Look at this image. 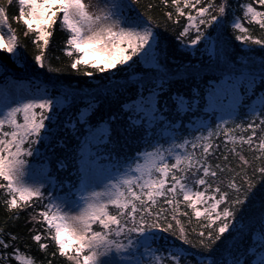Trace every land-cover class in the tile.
I'll list each match as a JSON object with an SVG mask.
<instances>
[{"label": "snow or ice", "instance_id": "1", "mask_svg": "<svg viewBox=\"0 0 264 264\" xmlns=\"http://www.w3.org/2000/svg\"><path fill=\"white\" fill-rule=\"evenodd\" d=\"M14 2L17 14L12 19L23 25L25 37H33L38 49L33 59L39 68L59 71L45 63L46 51L59 24L67 33L64 52L72 58L73 71L90 68L93 71L84 75L92 77L94 72L105 73L118 66L130 68L140 62L146 65L135 98L124 106L130 126L144 122L152 125L166 118L168 105L166 101L161 105L160 96L164 85L169 83L168 72L164 70L167 56L158 39L159 25L147 12L136 9L139 0ZM160 2L172 9L165 13L167 21L179 25L181 18L186 20L175 36L176 41L200 50L207 56L209 65L221 61L227 64L229 75L218 84L209 85L210 107L218 101L222 106V98L235 97L241 82L256 85L259 80L264 85V56L259 63L250 56H234L228 51V42L223 40L227 23L240 33L234 39L242 49L249 52L255 51L252 46L264 49V37L252 36L245 26L255 24L264 30V0L238 4L242 17L234 15L236 8L230 0ZM12 3L9 0V6ZM152 7L147 6L149 10ZM21 47L9 24L7 9L0 4V54L21 59ZM29 85L26 89L0 91V191L6 197L3 205L11 213L10 218L34 209V202L47 201L30 217L31 221L45 225L47 235L37 231L31 236L41 250H47L48 244L42 240L48 239L55 245L52 255L66 258L68 264H181L186 251L183 245L196 248L180 219L189 216L181 207L184 205L198 221H203L196 233L197 254L201 257L198 264H249L247 253L255 248L245 247L240 251L246 238L261 250L257 264H264V214L255 235H251L253 229L244 221L246 202H251L256 194V185L264 182V114L257 115L264 113V97H258L259 104L250 108L253 115L246 124L229 127L228 121L222 120L206 134L183 139L167 148L156 146L137 153L121 169L101 163L104 159L101 149L111 141L115 117L109 120L101 117L95 125L91 124L89 115L95 111L96 94H87L91 98L83 109L77 110L75 122H68L74 132L78 131L77 124L82 129L78 136L79 184L69 185L66 194L60 196L54 191L46 194L45 186L55 190L63 188V182L51 177L46 164L33 168L28 158L42 155L37 145L50 143L55 135L54 118L58 119L63 105L75 103L78 94L58 90L53 95L47 87L37 85L33 90L31 81ZM169 99L177 111L186 110L187 102L182 94ZM238 132H250V135H237ZM221 136L222 144L216 142ZM221 146L227 151L217 156ZM245 146L255 153L251 160L242 154ZM230 155L238 159L235 168L231 166ZM213 157L222 160L223 166L221 163L213 166ZM57 164L61 169L66 167L63 160ZM162 233L171 234L183 245H174L175 250L167 256L157 255L160 249L153 245L163 239ZM18 240V235L0 227V262L37 264L34 257L21 251ZM221 244L220 254L213 256Z\"/></svg>", "mask_w": 264, "mask_h": 264}, {"label": "trees", "instance_id": "2", "mask_svg": "<svg viewBox=\"0 0 264 264\" xmlns=\"http://www.w3.org/2000/svg\"><path fill=\"white\" fill-rule=\"evenodd\" d=\"M219 3V0H215ZM236 11L234 15L241 16L242 12L237 8L238 4H242L245 0H230ZM9 16V24L15 30L19 38V45L22 46L20 51L23 56L21 59L10 57L9 54H0V88L9 85L13 82L25 84L29 88V81L33 90L37 85L47 87L49 91L56 95L57 91H73L77 93L75 103L63 105L58 113V119H55L53 131L55 135L51 138L50 143H41L37 145L42 155H34L29 157V163L33 168L39 169L41 164H46L47 171L51 177L57 182H63V188L53 190L50 185H46L47 191H54L55 194L64 196L69 185H78V136L82 129L77 124L78 131L74 132L69 121L75 122L77 118V110L85 107V102L91 97L87 94L95 93V111L90 113L89 122L95 125L103 117L104 120H112V138L106 148L101 149L104 159L101 161L103 165H116L123 168L126 161H131L137 153L150 151L156 146L167 148L172 143H180L183 139H192L196 135L206 134L207 130L215 129L217 124L222 120L228 121V126L233 127L236 123L246 124L252 119L250 108L256 106L254 100L260 95L264 97V85H261L257 80L253 86L252 92L247 93V89H243V97L238 105L230 106L228 112L224 116L218 115V112H207L204 110L207 105V94L209 85L221 80L225 75H229L227 64L221 61L219 64L213 62L209 65L208 58L202 54L200 50L194 46H185L179 41H176L175 36L181 29V25L186 23L184 18H181L179 25H173L171 21H167L165 13L172 10L166 8L160 0H139L135 6L140 12H147L153 17V20L159 25L158 31L161 36L158 39L161 45L165 48L167 59L164 60L165 71L168 72L169 83L164 85V90L160 96V103L163 105L167 102L165 109L166 118L163 121H157L152 125L144 122L143 125L130 126L128 115L126 114L125 105L131 103L136 96V89L139 87V78L144 75L146 65L143 62L132 64L130 68L118 66L117 69L110 70L105 73H96L92 77L84 75L86 71H93L90 68L80 67L79 72L73 71L70 67L72 58L68 57L64 52L67 33L63 31L59 24L55 26L53 37L50 41V46L46 51L45 63H50L53 68L59 69L58 72H48L47 68L41 69L35 64L34 56L38 54L36 45L32 42L33 37L29 35L25 37L24 27L12 19L17 14V4L14 2L9 6V0H0ZM153 5L149 10L147 6ZM259 7L258 5H254ZM249 28V34L254 37H264V30H261L258 25L245 24ZM216 33H214L215 35ZM240 33L235 32L230 25L226 23L223 32V40L227 41L229 53L241 58L250 56L256 63L260 62V58L264 56V49L259 46H252L255 51L249 52L247 48H241L240 42L234 39L235 35ZM135 59V58H134ZM232 61L229 59L228 64ZM131 63V62H129ZM163 67V65H162ZM175 73V74H174ZM107 89V90H106ZM180 93L187 101L186 110L177 111L170 96ZM264 113H257V115ZM68 125L66 128L64 125ZM203 125V127H202ZM250 135V132L237 133ZM259 135V133H258ZM223 137L217 138L216 142L222 144ZM227 151L221 146L217 156H222ZM242 154L248 159H252L255 153L247 150L245 146ZM63 160L66 165L61 169L58 167L57 161ZM233 168L238 164V159L229 156ZM213 166L216 163L223 161L216 157L211 159ZM255 166V165H254ZM239 170V169H237ZM251 173V169H249ZM231 175V174H228ZM225 179V183H226ZM239 183V177H237ZM255 195L251 197V202H246L244 209V221L253 229L251 235H255L261 226V216L264 214V182L258 183L254 189ZM6 197L0 191V227H4L6 231L18 235V246L26 255H31L37 261V264H68L66 258L53 256L55 245L50 240H42L48 244L46 251L39 248V244L31 239L37 231L44 233L45 225L31 221L30 217L43 208L44 202H34L35 208L24 211L18 218H10L9 213L4 205L3 200ZM185 211H188V217H180L182 224L186 227L188 238L196 244V248H191L190 245H183L176 237L169 233H162L163 239H158L153 245L154 248H159L157 255H169L175 250L173 247L181 246L186 249L184 259L181 264H198L201 257L197 254L199 245L197 243L199 237L197 232L199 224L202 220H197L192 215L190 209L184 205L181 206ZM114 212V210H112ZM189 220L191 223L189 224ZM96 227V226H94ZM195 229L196 231H193ZM97 230H99L97 228ZM245 247H254L255 250L247 253L249 264H257L261 250L255 245V242H249L246 238L244 244L241 245L240 251L243 252ZM223 245H218L213 256H218ZM146 259L150 260V257ZM211 257L209 258V262ZM4 264V262H0ZM9 264H17L15 261H10Z\"/></svg>", "mask_w": 264, "mask_h": 264}, {"label": "rangeland", "instance_id": "3", "mask_svg": "<svg viewBox=\"0 0 264 264\" xmlns=\"http://www.w3.org/2000/svg\"><path fill=\"white\" fill-rule=\"evenodd\" d=\"M5 39H7V35H5ZM226 76L225 75L221 80H223ZM221 80L216 81L214 83H219ZM254 85H249L247 84V82H241L240 85H238V89H237V95L235 97L233 96H229L226 98H222V106H221V102L218 101L217 104L214 107H210L208 102L207 105L205 106L204 110L207 112H218V115L224 116L226 112H228V109L230 106H236L239 104V102L241 101L242 97H243V89H247V93H251L252 89H253ZM20 88H28L24 83L23 84H18V82H13L9 85H5L3 87L0 88V91H16L17 89ZM208 95V94H207ZM259 97H262L261 95ZM186 101V99H185ZM187 102V101H186ZM255 105L259 104V99L256 98L254 101ZM109 168H111V165H107ZM123 169V168H121ZM154 248V247H153ZM260 256V254L258 255Z\"/></svg>", "mask_w": 264, "mask_h": 264}]
</instances>
